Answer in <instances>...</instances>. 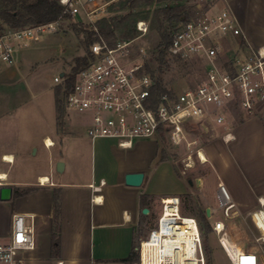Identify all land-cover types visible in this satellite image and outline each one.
Returning <instances> with one entry per match:
<instances>
[{"label": "built area", "instance_id": "1", "mask_svg": "<svg viewBox=\"0 0 264 264\" xmlns=\"http://www.w3.org/2000/svg\"><path fill=\"white\" fill-rule=\"evenodd\" d=\"M118 1L60 0L64 15L80 17L95 37L82 55L87 63L75 74L72 90L65 100L66 111H74L87 120L86 133L91 139L114 140L119 149L130 150L137 141L161 139L164 133L172 147L198 146L197 159L206 163L208 160L201 156L203 147L192 135H215L221 126L222 140L229 143L235 138L231 124L233 111L238 109L244 117H249L264 108V48L247 45L242 28L230 10L202 12L176 28L168 56L183 62L195 60L203 66V73L195 85L180 91L169 88L168 92L158 94L156 75L148 69L150 52L142 40L150 31L149 23L138 21L136 37L119 38L113 43L97 28L96 23ZM62 20L63 17L0 34V67L14 64L17 46L39 41L45 33L58 32ZM61 74L55 78L58 85L68 75ZM45 145L49 148L53 144L46 141ZM193 163V154H189L185 165L191 168ZM5 182L6 175H0V189ZM39 184L52 183L44 185L39 179ZM217 200L218 205L210 209L209 217L221 210L225 218L236 214V204L222 183L218 185ZM172 208L176 211L170 215L168 209ZM242 219L250 227L264 257V212L257 209ZM211 229L231 264H260L259 254L239 249L228 239L224 220H215ZM35 246L33 216L14 214L11 236L7 242L0 243V264H17L20 253L34 250ZM137 251L139 264H208L200 223L195 216L181 214L179 196L161 199L156 226L139 242Z\"/></svg>", "mask_w": 264, "mask_h": 264}, {"label": "crops", "instance_id": "2", "mask_svg": "<svg viewBox=\"0 0 264 264\" xmlns=\"http://www.w3.org/2000/svg\"><path fill=\"white\" fill-rule=\"evenodd\" d=\"M224 4L236 16L247 45L254 49L264 48V0H226ZM4 65L0 67V86L14 82L9 77L11 70ZM7 96L0 95V123L12 117L10 105L13 102ZM259 113L232 124L235 138L231 142L225 143L219 135L223 142L217 143V154L205 153L208 159H212L216 172L212 175L216 196L218 185L224 184L236 204L234 216L242 217L257 209L264 212L263 108ZM80 123L84 133L74 132L67 123L60 131L56 113V137L41 135L31 143L30 149L37 148L35 152H38L39 144L48 152V166L36 172H32L28 165L23 169L27 160L26 148L10 150L1 146L8 140V130L0 127V175H6L1 189L5 186L13 188L9 200L0 199V243L7 242L11 236L14 214L33 216L34 223L38 221L40 224L38 229L48 226L51 232L49 257L30 258L27 254L33 252L35 246L34 250L20 253L17 264H139V242L149 233L152 214L156 217L158 211V216L161 212V207L156 204L161 203L165 196L184 193L185 186L176 176V181L173 180L176 188L167 191L156 186L157 177L169 174L168 166L172 167L170 162L160 158L152 169L161 149L157 141L153 143L152 138L140 140L133 149L121 150L114 140L89 138L87 120L82 118ZM62 135L65 137L61 138ZM59 138L63 139L62 145L64 141L69 142L66 152L62 147L60 156L52 153ZM47 139L53 143L49 148L45 145ZM6 157L10 160H5ZM17 162L22 167L18 171L14 170ZM59 162H63L65 172L69 167V177L55 176ZM135 172L145 173L144 183L139 188L125 183V176ZM43 176H47L52 184L41 186L39 179ZM209 176L201 178L199 190L205 213L207 209L217 207L205 196L210 187ZM203 188L204 193L201 191ZM28 189L31 190L29 193H23ZM45 189L51 191L48 199ZM57 191L60 198L58 215L54 205ZM145 208L149 210L147 214L143 213ZM55 222L60 240L58 250L54 249L53 243Z\"/></svg>", "mask_w": 264, "mask_h": 264}, {"label": "rangeland", "instance_id": "3", "mask_svg": "<svg viewBox=\"0 0 264 264\" xmlns=\"http://www.w3.org/2000/svg\"><path fill=\"white\" fill-rule=\"evenodd\" d=\"M225 1L226 0H191L187 3L188 11L190 16L195 18L202 12L214 13L222 10H229L224 4ZM159 7L160 5L154 4L151 8L152 12ZM152 16L151 14V17ZM79 18L70 17L69 19H64L61 21V28L58 32L45 33L41 36L39 41H34L27 46H17L14 64L4 65L11 70L12 74L9 77L12 78L14 82L1 84L0 86V91L3 92L0 93V95H8L7 97L13 102L12 105H10L12 117L0 123V127L8 130V140L3 142L1 146H5L10 150H19L21 148H26V150H28L27 160L24 162L25 165H23V169H26L28 165L30 169L33 170L32 172H36L48 166V152L46 149L39 144L38 152H35L37 148L30 149V146L31 143L35 141V138L41 137V135L51 134L56 137L54 131L56 124L55 98L58 84L55 82V78L59 77L60 74L64 72L69 74L76 58L84 55L88 47L83 36L84 33L80 32V30H85L88 25L83 23ZM142 40L148 47L150 56H152V50L154 46L157 45L158 34L149 31L147 36L142 38ZM179 65L181 64L173 62L172 68L165 74V81L168 83V87L176 91L195 85L196 81L203 73V66L195 60L185 62L183 66ZM153 68L156 70L155 66ZM16 92L18 94H16ZM61 106L62 123L60 125V131L65 123H67L72 126L74 132L79 131L84 133L85 131L82 128V123H80L82 119L81 115L74 111H66L64 105L61 104ZM259 114L260 113L257 112L253 116ZM253 116L243 117L238 109L234 110L231 124L240 121L242 118L248 119ZM220 127L221 126L217 129L218 132L215 135L206 133L204 135L199 134L200 136L194 134L191 137L192 139L197 138L200 141L199 144L203 147L204 153L207 154L211 152L217 154V151H215L217 143L223 142L219 138V135L223 136V130ZM63 137L65 136L62 135L61 138ZM61 138H59L57 147L52 151V153L58 154L59 156L62 147L63 151L66 152V148L69 146V142L65 141V146L62 145L63 139ZM151 141L153 143L157 141L161 148L156 162L154 161L151 166L152 169H154L160 158L164 157H166L165 160L172 165V167L168 166L169 174H160L157 177L156 186L159 190L170 191L176 188L173 180L176 181L177 178L184 184V193L179 195L181 198V214L184 216H195L199 223H201V221L203 222L202 238L205 249H208L210 264H231L219 245L217 236L211 230V223L217 219H222L226 222L228 239L235 246L239 249L246 248L256 252L259 254L260 264H264V257L261 256L254 242L250 227L243 221L241 216L225 218L221 210L216 211L213 216L209 217L204 212L205 206L199 191L200 188H197L194 182L197 178H202L208 174L211 175L207 178L208 181L210 180V187L206 190L205 196L209 197L217 206L218 200L215 193L216 185L214 186L215 178L212 176L216 174V172L212 159L207 158L208 161L206 163H201L196 156L198 146H193L191 148H175L170 145L167 139L159 140L157 137H153ZM189 154H193L194 158V163L191 168H187L185 165V159ZM15 155L17 154L15 153ZM59 163H57L55 167V176L57 178L69 177V167L66 172L64 170L59 171ZM19 168L20 164L17 162L14 170L18 171ZM21 169L22 167L20 170ZM189 181H192L193 184H190ZM206 185H204V188ZM204 188L201 190L203 193ZM45 190L48 196L51 191L50 189ZM42 197L43 195H41V198ZM48 198L49 196L47 199ZM156 205L161 207V203H157ZM47 207H49L48 204ZM158 214L159 211L156 217H153L152 214L153 222L148 232L156 226ZM39 225L38 221L34 223V238L37 247L33 252L27 254L30 258L35 260L49 257L51 253V232L48 230V226L43 227L41 230L38 229Z\"/></svg>", "mask_w": 264, "mask_h": 264}, {"label": "trees", "instance_id": "4", "mask_svg": "<svg viewBox=\"0 0 264 264\" xmlns=\"http://www.w3.org/2000/svg\"><path fill=\"white\" fill-rule=\"evenodd\" d=\"M189 1L191 0H119L111 7L108 15L96 23L101 35L110 43H113L119 38L136 37L138 35V21L145 20L149 22L150 31L158 34L157 45L152 50L151 65H148V69L156 75L155 92L158 94L169 91L170 87L165 81V74L172 68L173 62L180 63L179 66L185 64V62L178 59L169 58L168 47L176 28L192 18L188 11L187 3ZM154 4H158L160 7L152 12L151 8ZM61 17L63 19L70 18V16L64 15V7L60 0H0V34L9 30L47 24L57 21ZM80 32L85 34V42L88 46L95 40L92 31L85 29L80 30ZM86 63V57L79 56L76 58L70 73L63 83L58 85L55 98L58 126L62 123L61 104L65 108V100L72 90L75 74ZM154 66L156 70L153 71ZM161 139L166 140L164 133H161ZM163 159H166V157ZM30 191L28 189L23 193H29ZM59 199V192L57 191L54 200L56 215L59 212ZM202 223L201 221V231H203ZM53 240L54 249L58 250L60 240L57 222H55ZM205 250L208 264H210L208 249Z\"/></svg>", "mask_w": 264, "mask_h": 264}, {"label": "water", "instance_id": "5", "mask_svg": "<svg viewBox=\"0 0 264 264\" xmlns=\"http://www.w3.org/2000/svg\"><path fill=\"white\" fill-rule=\"evenodd\" d=\"M61 76H64V73L61 74ZM205 130L208 132V127L205 125L204 126ZM64 164L63 163H59L58 165V170L61 171L63 170ZM145 180V173L143 172H135V173H129L125 176V183L127 186L130 187H135V188H139L143 185ZM190 184H193L192 181H189ZM195 186L197 188H200L202 183H201V178H197L195 179ZM13 193V188L11 186H5L0 190V199L3 201H7L11 198ZM148 209L145 208L143 210L144 214L148 213ZM206 214L208 216H210V209H207Z\"/></svg>", "mask_w": 264, "mask_h": 264}, {"label": "bare ground", "instance_id": "6", "mask_svg": "<svg viewBox=\"0 0 264 264\" xmlns=\"http://www.w3.org/2000/svg\"><path fill=\"white\" fill-rule=\"evenodd\" d=\"M47 142H48V144H50V145L53 144V143L51 142L50 139H47ZM201 156H202V159H203L204 161H207L206 156H205L204 153H202ZM5 160L9 161V160H10V157H6ZM41 180L44 182V185L47 184L48 182H50V180H49V178H48L47 176H43V177L41 178ZM168 211H169L168 214L171 215V211H176V210L172 208V210H171V209H168ZM174 214H176V212H175ZM183 240H185V239H183ZM188 244L190 245L191 243L188 242Z\"/></svg>", "mask_w": 264, "mask_h": 264}]
</instances>
